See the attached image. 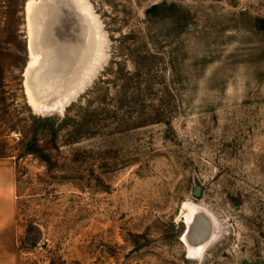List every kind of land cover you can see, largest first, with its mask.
<instances>
[{
  "label": "rangeland",
  "instance_id": "obj_1",
  "mask_svg": "<svg viewBox=\"0 0 264 264\" xmlns=\"http://www.w3.org/2000/svg\"><path fill=\"white\" fill-rule=\"evenodd\" d=\"M74 1L90 73L41 112L0 0L13 263L264 264V0Z\"/></svg>",
  "mask_w": 264,
  "mask_h": 264
},
{
  "label": "bare ground",
  "instance_id": "obj_2",
  "mask_svg": "<svg viewBox=\"0 0 264 264\" xmlns=\"http://www.w3.org/2000/svg\"><path fill=\"white\" fill-rule=\"evenodd\" d=\"M72 8L66 4L65 6L59 4L52 7L48 6L41 9L38 17L35 18V21L38 20L39 27L41 25L40 31L42 33L37 34V37L42 38L38 39L40 42L35 43L38 44L37 46H41L43 50L49 51L45 56L43 55V60L38 64L41 56L38 52L30 50L29 46L31 62L27 65V71L37 66L40 75L38 74L32 83L27 82L29 88L28 102L41 112L58 106V100L71 88L78 85L77 83H82L87 74L90 73L91 67L88 64L85 69V71L87 70L86 75L81 78L82 80H78L79 72L84 69L80 62L81 51L85 49L87 54L90 50L88 45L91 36L87 27V20L79 16L75 1ZM36 55L39 56V59ZM36 98L47 99L48 101L36 103L34 101Z\"/></svg>",
  "mask_w": 264,
  "mask_h": 264
},
{
  "label": "crops",
  "instance_id": "obj_3",
  "mask_svg": "<svg viewBox=\"0 0 264 264\" xmlns=\"http://www.w3.org/2000/svg\"><path fill=\"white\" fill-rule=\"evenodd\" d=\"M15 235L13 166L0 158V264H14Z\"/></svg>",
  "mask_w": 264,
  "mask_h": 264
},
{
  "label": "water",
  "instance_id": "obj_4",
  "mask_svg": "<svg viewBox=\"0 0 264 264\" xmlns=\"http://www.w3.org/2000/svg\"><path fill=\"white\" fill-rule=\"evenodd\" d=\"M57 4H59L60 6H65V4H66L70 8H72L74 5V1L73 0H38L37 4H35L33 6L30 14L28 15L29 16L28 21H29L30 33H31V37L29 39L28 45L30 46V50H33L34 52H38L39 55L41 56V58H40L41 60L38 61V64L43 60V57L47 54V51H49V50H47V49L43 50V48L41 46H37L38 44L35 43L37 41L40 42V40H38V39L42 38V37H37L38 33L39 34H42V33L40 31L41 25L39 27L38 20L35 21V18L38 17V13L41 9H44L48 6L49 7L56 6ZM29 46H28V49H29ZM38 70H39V68H37V66L28 70V72H27V74L29 73L28 74V76H29L28 82H30V83L33 82V79L36 78V76L39 74ZM203 243H205V242H203ZM186 244H188V243H186Z\"/></svg>",
  "mask_w": 264,
  "mask_h": 264
}]
</instances>
